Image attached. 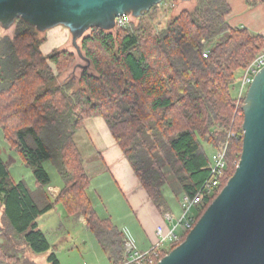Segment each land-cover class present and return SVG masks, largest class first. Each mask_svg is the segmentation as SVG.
Returning a JSON list of instances; mask_svg holds the SVG:
<instances>
[{
    "label": "trees",
    "instance_id": "trees-1",
    "mask_svg": "<svg viewBox=\"0 0 264 264\" xmlns=\"http://www.w3.org/2000/svg\"><path fill=\"white\" fill-rule=\"evenodd\" d=\"M180 3L193 6L165 27L159 22L158 30L144 22L159 5L142 18L130 16L134 21L125 28L88 31L78 42L82 57L66 50L45 55L44 33L21 20L13 35L0 25V129L37 185L34 194L24 181L14 182L0 154V264H33L27 252L51 251L38 219L58 205L69 217L86 219L112 264L126 261L124 234L111 219L97 215L88 196L91 180L75 138L89 119L104 120L148 197L164 213L167 172L182 194L194 197L210 173L206 148L220 150L228 142L222 187L202 199L193 227L234 175L244 138L239 80L264 52V36L233 27L227 0H173ZM257 4L264 3L248 0L251 8ZM47 162L62 180L57 198L48 192ZM188 234L161 252L156 264ZM48 260L60 264L54 252Z\"/></svg>",
    "mask_w": 264,
    "mask_h": 264
},
{
    "label": "water",
    "instance_id": "water-1",
    "mask_svg": "<svg viewBox=\"0 0 264 264\" xmlns=\"http://www.w3.org/2000/svg\"><path fill=\"white\" fill-rule=\"evenodd\" d=\"M164 1L0 0V25L10 29L21 20L41 33L63 27L82 57L78 42L88 31H114L119 18H142ZM242 112L243 151L234 175L185 241L157 264H264V68Z\"/></svg>",
    "mask_w": 264,
    "mask_h": 264
},
{
    "label": "rangeland",
    "instance_id": "rangeland-1",
    "mask_svg": "<svg viewBox=\"0 0 264 264\" xmlns=\"http://www.w3.org/2000/svg\"><path fill=\"white\" fill-rule=\"evenodd\" d=\"M192 6V3H180L176 6L173 4V0L164 1L146 17L144 23L145 25L148 24L155 27L159 22H161L163 24L162 26L165 27L174 15L184 9H191ZM133 21L134 19L130 16L126 19V23H128V25H131ZM14 29V26H12L8 29L6 34L13 35ZM158 29L159 28L157 26V30ZM43 37L46 38V42L43 44L42 50L46 55L59 50H66L76 54V50L72 45L71 34L67 29L58 27L47 31L44 33ZM59 40L63 42L59 45H53V42L55 43ZM77 62L81 63V60L78 58ZM72 71L73 70L62 76V80L68 78ZM75 141L81 150L86 170L91 179L88 193L92 199H95L99 214H102L104 219H113L117 228L119 227L120 229H123L124 226L130 224L133 230L135 225L131 224L134 221L132 222L131 220V212L128 208V199L126 198V195L123 194V191L119 186H117V188L112 184L108 170H104V165H100V162L98 161V154H95V152L94 155L92 154V146L87 141L85 132H79L76 135ZM206 151L212 158L215 151L209 147L206 148ZM0 154L6 163L9 162L8 155H11L15 161L11 168L13 181L16 183L25 181L28 187L33 188V185H35V179L32 170L20 161L15 152L11 151L5 141L2 129H0ZM92 161H94V164ZM45 168L50 175L52 182L51 185L61 186L62 180L59 177L53 163H45ZM167 177L169 180L168 184L162 189L166 204L170 210H178L176 212L180 213L181 211L182 213V208L181 206L179 208L177 202L178 198L181 197L180 194L182 193L180 191V186L172 172L168 171ZM119 191H121V196ZM51 193L56 195L57 190L52 189ZM99 197L101 202L99 201ZM198 208L199 206H195L191 210L189 216L197 218ZM170 210L166 213H170L172 215L174 212L172 211L173 213H171ZM99 214L97 215L100 217ZM46 215L39 221V228L47 235L52 247L51 251L42 254L27 252L25 255L30 262L33 264H52L49 262L48 258L51 252H54L57 254L61 264H110L107 259L108 256H106V254L102 251V248L97 243L93 234L79 220V218L66 216L62 205H58L56 212L48 213ZM130 241L132 240L130 239Z\"/></svg>",
    "mask_w": 264,
    "mask_h": 264
},
{
    "label": "crops",
    "instance_id": "crops-1",
    "mask_svg": "<svg viewBox=\"0 0 264 264\" xmlns=\"http://www.w3.org/2000/svg\"><path fill=\"white\" fill-rule=\"evenodd\" d=\"M227 2L232 8V13L228 18L230 24L233 27H245L255 34H261L264 36V4H257L256 6L251 8L248 5V0H227ZM62 42L63 41L59 40L55 42L56 44L53 42V45H59ZM82 131L85 132L87 141L92 146V154L94 155V152L95 154H98V161L100 162V165L101 164L104 165L103 169L108 170V174L110 176L112 184L115 187L119 186L123 191V194H125L126 198L128 199V205H129L128 208L131 212L130 215L131 220L132 222L134 221L131 224H134L135 226L133 230L130 224L124 226L123 229L122 228L120 229L119 227L118 229L124 234L126 241L131 239L135 243L140 253H146L150 251L158 242V236H157L158 227L160 226L163 227L165 233H167L169 229H172L173 223H167L164 219L165 213L160 212L156 208V206L152 203L151 199L148 197L147 193L143 189L136 174L132 170L130 164L126 160L121 148L117 145L116 141L114 140L104 120L101 118L89 119L85 122V126ZM8 157H9L8 160L9 162L7 163L9 164V170L11 173L12 164L15 163V161L11 155H8ZM92 163L94 164V161H92ZM61 186L60 185L50 186V188L48 189L49 194L51 196L54 195V198H57L60 194ZM29 189L34 194H36L37 192L36 183L35 185H33V188L29 187ZM52 189L57 190L56 195L54 193H51ZM119 192L121 196V191ZM182 195L183 194L181 193L180 196ZM88 196L91 199L94 209L96 210L97 213L98 210L96 207L95 199H92L89 193ZM180 199L181 197H179L177 201L179 208L181 206ZM99 201L101 202L100 197H99ZM57 209L58 206H56L55 209L49 213L56 212ZM170 211L171 213L174 212L172 215L174 216L175 219H179V217L182 214L181 211L180 213L176 212L178 210L173 211L172 209ZM64 212L66 216H68L65 209ZM97 214H99V212ZM45 215L41 216L38 219V225H39V221L42 220L41 218H44ZM100 218L104 219L102 217V214L100 215ZM79 220L86 226V219L79 218ZM111 220L113 222V219ZM113 223L115 225V222ZM55 255L57 256L56 253ZM107 259L109 260V258ZM109 263L112 264L110 260Z\"/></svg>",
    "mask_w": 264,
    "mask_h": 264
},
{
    "label": "built area",
    "instance_id": "built-area-1",
    "mask_svg": "<svg viewBox=\"0 0 264 264\" xmlns=\"http://www.w3.org/2000/svg\"><path fill=\"white\" fill-rule=\"evenodd\" d=\"M127 17L119 18L117 20V29H122L128 26L126 23ZM205 43V41H203ZM209 50H206L204 56L207 57ZM264 68V52L256 57V59L246 68L239 80V90L237 95L238 106L245 99L247 91L254 79V77ZM241 115V114H240ZM243 115V113H242ZM231 135L229 136L230 139ZM228 149V142L220 150H216L211 158L210 173L208 179L201 186L198 193L191 197L183 194L180 199L182 214L179 219H175L170 213H165L164 219L167 223H173L172 229L167 233L163 227H158L157 236L158 242L156 245L146 253H140L133 241L127 240L125 245L126 261L120 264H156L160 253L168 251L170 246L179 243L186 232L193 229L196 218L190 217L191 210L198 206L205 197L215 196L222 187V182L226 176L227 161L226 154Z\"/></svg>",
    "mask_w": 264,
    "mask_h": 264
}]
</instances>
